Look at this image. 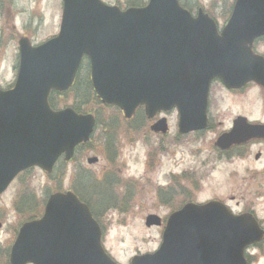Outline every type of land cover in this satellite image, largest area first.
Wrapping results in <instances>:
<instances>
[{"label":"water","instance_id":"95a60500","mask_svg":"<svg viewBox=\"0 0 264 264\" xmlns=\"http://www.w3.org/2000/svg\"><path fill=\"white\" fill-rule=\"evenodd\" d=\"M264 37V0H236L221 34L202 11L196 18L177 0H149L120 11L100 0H63L60 32L31 47L19 42L20 65L12 90L0 91V194L22 171L50 173L89 140L94 118L71 109L53 112L51 91L68 90L83 57L95 93L131 119L143 107L149 119L177 109L182 134L204 129L209 84L219 79L237 90L249 82L264 87V59L253 53ZM242 122L243 124H241ZM244 120L222 136L220 148L264 136V127ZM166 121L151 127L167 133ZM88 164L97 163L96 158ZM151 216L146 226H158ZM251 218L235 217L221 204L186 205L173 213L154 254L130 264H247L244 250L262 238ZM10 264H116L101 246V231L88 208L70 192L51 195L39 221L24 224L11 248Z\"/></svg>","mask_w":264,"mask_h":264},{"label":"rangeland","instance_id":"374dc122","mask_svg":"<svg viewBox=\"0 0 264 264\" xmlns=\"http://www.w3.org/2000/svg\"><path fill=\"white\" fill-rule=\"evenodd\" d=\"M0 86L8 88L13 85L18 65V41L27 38L31 45H39L58 34L61 16V0H15L12 5L0 0ZM108 4L124 6L126 0H103ZM147 1V0H145ZM195 13L197 6H203L211 13L221 28L228 18V11L234 0H181ZM227 12V13H226ZM256 51L264 55V43L256 44ZM84 73L80 79H84ZM89 77V74L88 76ZM243 95H236L215 85L212 89L217 119L223 125L213 129L201 139L192 136L178 139L175 137L177 117L173 113L168 116L169 137L159 140L158 136L147 133L145 118L134 116L131 122H125L119 110L107 109L100 112V127L92 138L85 153H79L76 163L79 169H86L96 183L106 175L118 182L117 201H123L128 191L129 201L122 203L118 209L107 208L98 216L107 228L103 246L107 253L119 264H129L136 255L154 253L161 243L164 227L146 228L144 220L155 214L161 218L179 207L184 201L203 202L214 197H225L236 190L239 177L244 168L238 161L231 164L223 162L217 166L216 155L212 150V142L222 129L236 116H245L249 120L264 121V95L255 86L247 87ZM63 106L73 107L74 100L66 95ZM84 112V111H83ZM137 120V121H136ZM114 125L113 137L117 141L115 155L117 164L108 162L106 146L107 127ZM252 153L259 147L251 148ZM87 157H97L96 165L88 166ZM74 164L60 168L53 177L46 176L38 169L20 175L11 187L0 196V246L13 240L14 230L22 222V218L14 210L17 196L30 194L40 202L48 192L57 187L61 190L69 188L72 180ZM261 171L260 166H256ZM56 171V170H55ZM63 173V175H61ZM244 175V174H243ZM176 176L177 178L172 177ZM186 177L187 180H183ZM198 188L192 191L190 180ZM89 190L91 186L86 183ZM183 193V195L180 194ZM172 194L170 202L165 201ZM113 201L109 196L100 206L106 207ZM254 255L257 253L253 252ZM253 264H264V253Z\"/></svg>","mask_w":264,"mask_h":264},{"label":"flooded vegetation","instance_id":"af4514ba","mask_svg":"<svg viewBox=\"0 0 264 264\" xmlns=\"http://www.w3.org/2000/svg\"><path fill=\"white\" fill-rule=\"evenodd\" d=\"M177 1H178L180 8L188 12L192 17H196L199 11L202 10L204 14H206L207 16L211 18H214L213 15L211 13H208L205 9H203V6L201 5L197 6L198 8L196 12L194 13L193 10L190 7H188L185 3H183L181 0H177ZM114 6H117L118 8L120 7L119 9L121 10L123 9L119 4H115ZM144 6L145 7L147 6L146 1L139 0V1H136V3H132L128 8H140V7L142 8ZM262 42L264 43V39H261L259 41V43H262ZM256 44L257 42L255 43L254 51L257 53ZM215 85L220 86L226 92L236 94V95H243V93L245 92L244 90L247 87L255 86L258 90L262 91V95H264V89L255 85V83H249L239 91H236V90L229 91L223 86V84L219 80H215L211 82L209 86V93L207 96V108H206V126L204 129L194 130L186 134H182L178 127L179 126V115H178L177 110L170 111L168 113H157L153 119H148L145 113V121L147 123L146 125L148 126V129L150 130V128L154 125V123L157 122L160 118L168 119V116H170L173 113L177 117L175 137H177L178 139L183 138V137H188V136H192L194 140L201 139L204 135H206L208 132L212 131L213 129L221 128L220 126H222L223 124L219 120L215 121L218 116V112H215L214 100L212 98V89H213V86ZM85 87L86 86L84 85V82L81 81L80 86L77 88V90H74V97L76 99H78V97L80 98L81 95L85 97V94H84ZM107 109H110V108L103 107V109L101 108L99 111L91 110L89 108V110L87 111V114L93 116V118L96 120L95 122H97L98 124L100 112L103 110H107ZM140 110L141 109L137 110L135 116L137 114H140ZM241 117L246 118L245 116H240V115L232 118L229 122L228 127L225 129H222L221 132H219V134L215 138V140L212 142V150H214L215 155H216L217 166L222 165L223 162L231 164L236 160H238L243 165L244 171L242 175H240L239 177L240 182L236 190L234 191L232 190V192H229L228 194H226L224 198L214 197V198L205 200L203 202H194V201L186 200L184 201V203L179 205V207L174 209L173 211H178L182 209L186 204L195 205V206L196 205L204 206L209 202H219L221 205L226 207L234 216H243L245 218L254 219L256 224L260 228L263 236L259 242L252 244L244 251L246 260L251 263L253 262L252 261L253 259L255 260L257 256L259 259L264 253V136H262L259 139L250 140L246 142L245 144L232 146L228 149L220 148L219 146H217L218 140L222 136L229 134L233 130L234 123L236 122V120ZM246 119L249 121L251 125L264 126V121L262 122L260 120H249L248 118ZM110 128L112 129V132H113V129H114L113 125L108 126L107 130L104 131V134L106 135V137L108 135V133L106 132ZM169 135L170 133H168L165 136H161L158 134L156 136H159L158 138L159 140H163L169 137ZM256 146L259 147V149H257V151L252 153L251 148H256ZM85 147L86 145L79 146L76 149V152L79 149H83ZM62 162H63L62 160L59 161V163H62ZM256 166H260L261 171H258ZM106 174L107 172L101 173V175H106ZM173 178H177V177L174 176ZM183 178H184L183 180L185 181L187 180L186 177H183ZM190 185L192 187V191L198 190L195 184H193L192 179L190 180ZM180 194L183 195L182 192H180ZM97 207L99 209L103 208L101 206H97ZM89 208L92 210V207L89 206ZM108 208L118 209V205L110 206ZM161 220H162V223L165 224L166 219L161 218ZM253 252L257 253V255H254Z\"/></svg>","mask_w":264,"mask_h":264},{"label":"trees","instance_id":"16d2710c","mask_svg":"<svg viewBox=\"0 0 264 264\" xmlns=\"http://www.w3.org/2000/svg\"><path fill=\"white\" fill-rule=\"evenodd\" d=\"M77 84L79 85V81H76V85L73 88L74 90H77ZM85 87V97L83 95H81L80 98L77 99L75 106H73L74 110L79 112H83V110H85L86 112L89 110V108L91 110H100L101 108L103 109V107L101 106L100 102L97 100L92 87L89 83L84 84ZM54 95V94H53ZM55 96V95H54ZM53 97V96H52ZM51 104V102H50ZM54 106V103L51 104V107ZM84 111V112H85ZM81 149H79L78 151H80ZM89 179L85 178V182L87 183ZM92 181H94L92 179ZM109 180L105 179L104 182H101L100 185L98 184H92L91 187L89 188V190H86L85 192H82L84 189H87L88 186H84V184L82 182H80V184L78 186L75 187V193L76 195L80 198V200L82 202H84L85 204H87L88 206L92 207V209L94 210V206L101 204L104 200H106L109 196L112 197V193H111V184L109 185ZM90 186V185H89ZM24 195V194H22ZM19 196L18 201L16 203V210L17 212H19L20 214L26 215V214H34L33 216H27V219H34L37 216L35 215H41V211H39V213H34V205L37 204V200L36 198H34L33 195L29 194V197H22ZM21 198V200H20ZM29 200L32 201V204L29 203ZM20 201L19 205L18 202ZM98 210L95 209L94 213H93V217L95 218V220H97V215H96V211ZM26 212H30V213H26ZM4 254L2 256H0V264H8V254H9V245L7 247L4 248Z\"/></svg>","mask_w":264,"mask_h":264}]
</instances>
